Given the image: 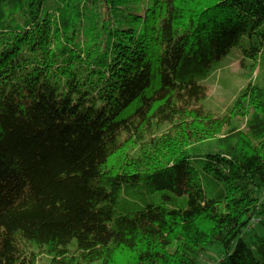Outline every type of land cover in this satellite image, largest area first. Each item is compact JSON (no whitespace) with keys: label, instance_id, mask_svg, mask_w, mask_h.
Instances as JSON below:
<instances>
[{"label":"trees","instance_id":"16d2710c","mask_svg":"<svg viewBox=\"0 0 264 264\" xmlns=\"http://www.w3.org/2000/svg\"><path fill=\"white\" fill-rule=\"evenodd\" d=\"M234 49L260 79L217 114ZM215 248L264 264V0H0V264Z\"/></svg>","mask_w":264,"mask_h":264},{"label":"rangeland","instance_id":"374dc122","mask_svg":"<svg viewBox=\"0 0 264 264\" xmlns=\"http://www.w3.org/2000/svg\"><path fill=\"white\" fill-rule=\"evenodd\" d=\"M136 5L138 4H132L130 9H136ZM95 7H93V11ZM119 13L121 12L119 11ZM123 20L127 21L125 18ZM245 64L246 65L243 66L241 53L234 49L217 65L211 76L200 83V85L206 87V106L209 110L217 114L225 113L228 107L235 102L243 89L250 83H255L260 79L259 68L252 73L250 61ZM152 200L154 202H159L161 200L160 194H157ZM150 201V198H147V202ZM133 202H138L140 205H143L142 201H139L138 198H135ZM259 220L260 219L255 218L251 222H258L255 225V227H257L260 222ZM250 228L252 227L250 226L249 229ZM259 232L261 231L259 230ZM222 252L223 250L218 248L211 249L205 254L201 264H217Z\"/></svg>","mask_w":264,"mask_h":264},{"label":"built area","instance_id":"2783aa9c","mask_svg":"<svg viewBox=\"0 0 264 264\" xmlns=\"http://www.w3.org/2000/svg\"><path fill=\"white\" fill-rule=\"evenodd\" d=\"M257 223H258V222H254V223L251 222L250 226H251L252 228H250V229H254V227H255V225H256Z\"/></svg>","mask_w":264,"mask_h":264}]
</instances>
